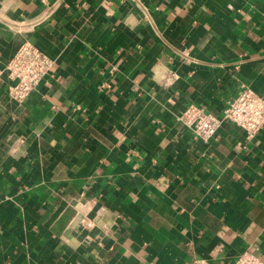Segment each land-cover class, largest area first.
Listing matches in <instances>:
<instances>
[{"label":"crops","instance_id":"obj_1","mask_svg":"<svg viewBox=\"0 0 264 264\" xmlns=\"http://www.w3.org/2000/svg\"><path fill=\"white\" fill-rule=\"evenodd\" d=\"M50 60L24 102L6 65ZM264 97V0H0V264L264 262V124L178 118Z\"/></svg>","mask_w":264,"mask_h":264},{"label":"built area","instance_id":"obj_2","mask_svg":"<svg viewBox=\"0 0 264 264\" xmlns=\"http://www.w3.org/2000/svg\"><path fill=\"white\" fill-rule=\"evenodd\" d=\"M51 60L35 45L25 41L20 44L6 65L11 79L7 86V96L20 104L31 94L44 78ZM178 118L192 132L193 136L208 142L215 136L221 123L235 124L245 133L246 138L256 136L264 124V97L247 86H242L231 97L219 115L207 112L196 104H188ZM230 264H264L255 254L244 251Z\"/></svg>","mask_w":264,"mask_h":264}]
</instances>
